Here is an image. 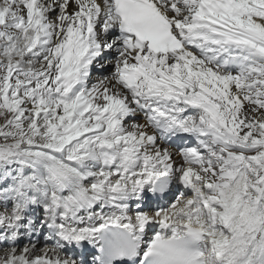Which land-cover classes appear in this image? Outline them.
Masks as SVG:
<instances>
[{"label":"snow or ice","instance_id":"obj_1","mask_svg":"<svg viewBox=\"0 0 264 264\" xmlns=\"http://www.w3.org/2000/svg\"><path fill=\"white\" fill-rule=\"evenodd\" d=\"M0 264H264V0H0Z\"/></svg>","mask_w":264,"mask_h":264}]
</instances>
